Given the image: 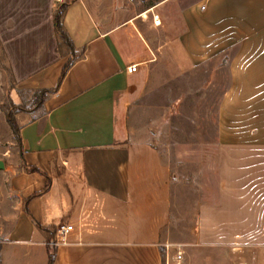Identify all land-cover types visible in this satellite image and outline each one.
Wrapping results in <instances>:
<instances>
[{
    "label": "crops",
    "instance_id": "1",
    "mask_svg": "<svg viewBox=\"0 0 264 264\" xmlns=\"http://www.w3.org/2000/svg\"><path fill=\"white\" fill-rule=\"evenodd\" d=\"M65 1L63 28L84 53L39 108L15 116L19 161L15 167L0 159V264H47L53 229L72 222L83 228V245L56 249L53 264H161L158 250L146 244L136 202L147 192L148 171L161 173L162 160L131 142L125 122L140 64L156 62L145 60L151 51L145 40L127 33L135 16L116 9V0H0V47L16 91L56 86L68 56L58 51L53 13ZM186 30L188 51L203 50L211 65L212 56L231 49L229 65L241 68L234 89L224 86L219 97L224 105L229 96L245 100L235 112L245 115L254 138L219 143V205L256 186L262 197L264 137L256 128L264 121V0H190ZM132 64L138 72L130 75ZM250 211L257 220L251 224L264 225L263 208Z\"/></svg>",
    "mask_w": 264,
    "mask_h": 264
},
{
    "label": "rangeland",
    "instance_id": "2",
    "mask_svg": "<svg viewBox=\"0 0 264 264\" xmlns=\"http://www.w3.org/2000/svg\"><path fill=\"white\" fill-rule=\"evenodd\" d=\"M159 1L116 0V9L135 16L127 33L142 45L145 40L156 56L147 50L145 60L156 62L140 64L125 115L131 142L142 144V153L161 157L163 164L161 173L148 171L147 192L136 202L146 224V244L158 250L161 264H177L176 251H181L179 264H264V225H252L257 220L249 217L252 207L264 210L259 188L229 194L227 205H219V143L254 138L245 115L235 112L236 102L242 108L245 100L229 96L224 105L219 97L224 86L234 89L238 66L229 65V60L235 51L216 53L209 65L201 58L203 50L192 46L187 50L190 0H168L146 19L139 17ZM67 52L61 46L60 53L68 56ZM33 102L32 90L16 91L0 47V159L6 164L15 166L20 153L7 115L15 119L16 114L34 109ZM256 132L264 137V121ZM233 180L228 185L234 186ZM237 207L247 209L248 215Z\"/></svg>",
    "mask_w": 264,
    "mask_h": 264
},
{
    "label": "trees",
    "instance_id": "3",
    "mask_svg": "<svg viewBox=\"0 0 264 264\" xmlns=\"http://www.w3.org/2000/svg\"><path fill=\"white\" fill-rule=\"evenodd\" d=\"M68 4H69V1H65L62 4H59L53 13V26H54V32L58 38V51L60 52L61 46H64L66 48V50L68 51L67 52L68 53V59H67L66 63L64 64V66L62 67L61 72H60V76H59L58 81L56 83V86L53 89H41L38 91H33L34 92L33 104L35 103L34 104L35 108H39L41 106L42 102L49 95L56 92V90L58 89V86L60 85V82H61L62 78L64 77L65 73L67 72V70L70 68V66L73 64V62L75 60L81 58L83 53H84V49H81L78 51L74 48L70 38L66 34V32L63 28V25H62V18H63V15L65 13V10H66ZM2 53H3V51H2ZM3 55H4V58L6 59L4 53H3ZM9 72H10V70H9ZM10 75H11V73H10ZM11 78H12V76H11ZM23 112H25V111H23ZM7 124L9 126L10 130L13 132V134L16 135L17 144H18L19 152H20V149H21L20 139L18 137V126L16 124L15 119H13L9 115H7ZM28 171L37 172V170L34 168H29ZM46 248H47V264H53L56 249L48 246L47 244H46Z\"/></svg>",
    "mask_w": 264,
    "mask_h": 264
},
{
    "label": "built area",
    "instance_id": "4",
    "mask_svg": "<svg viewBox=\"0 0 264 264\" xmlns=\"http://www.w3.org/2000/svg\"><path fill=\"white\" fill-rule=\"evenodd\" d=\"M61 2L62 0H57ZM157 19V18H156ZM160 22V21H159ZM156 24V22H155ZM127 74L138 72V64H132L125 69ZM48 246L58 249L60 247H80L83 245V228L79 223H65L56 226L53 236L47 243ZM181 260V251H176L175 261L177 264Z\"/></svg>",
    "mask_w": 264,
    "mask_h": 264
},
{
    "label": "water",
    "instance_id": "5",
    "mask_svg": "<svg viewBox=\"0 0 264 264\" xmlns=\"http://www.w3.org/2000/svg\"><path fill=\"white\" fill-rule=\"evenodd\" d=\"M4 169V164L3 162L0 160V170H3Z\"/></svg>",
    "mask_w": 264,
    "mask_h": 264
},
{
    "label": "bare ground",
    "instance_id": "6",
    "mask_svg": "<svg viewBox=\"0 0 264 264\" xmlns=\"http://www.w3.org/2000/svg\"><path fill=\"white\" fill-rule=\"evenodd\" d=\"M142 17H146V16L143 15ZM155 21H156V25H159L160 24V22L157 19H155Z\"/></svg>",
    "mask_w": 264,
    "mask_h": 264
}]
</instances>
